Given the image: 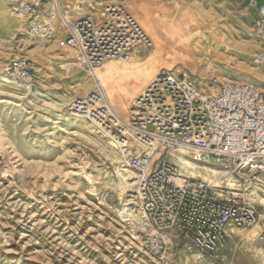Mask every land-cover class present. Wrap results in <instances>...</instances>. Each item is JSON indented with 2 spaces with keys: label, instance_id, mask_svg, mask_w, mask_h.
Returning <instances> with one entry per match:
<instances>
[{
  "label": "rangeland",
  "instance_id": "1",
  "mask_svg": "<svg viewBox=\"0 0 264 264\" xmlns=\"http://www.w3.org/2000/svg\"><path fill=\"white\" fill-rule=\"evenodd\" d=\"M176 3L192 13L193 32L204 26L214 31L219 53L192 59L162 57L138 94L163 69L187 70L201 82L212 76L255 80L264 88V79L255 76L264 75V70L253 63L259 45L250 0H126L125 6L148 29L144 20L148 14L166 24ZM83 4L91 1L80 0L79 8ZM10 7L11 0H0V75L23 53L35 64L38 85L32 90L36 94H27L0 78V264H158L130 237L131 218L121 217L129 203L134 215L135 188L124 192L120 188L121 178L114 170L123 161L113 141L103 130L69 113L72 100L85 93L79 91L66 65L73 63L80 74L90 75L75 63L71 50L61 48L58 37L18 49L22 23ZM180 13L177 19L184 14ZM64 51L71 56H64ZM153 52L154 47L144 51L134 64L144 63ZM110 62L123 64L108 61L98 70ZM91 86V91L102 87L98 80H92ZM215 167L228 171L223 165ZM246 191L244 198L260 215L257 226L236 231L228 248L216 256L201 259L192 247L174 264H264V205L250 200Z\"/></svg>",
  "mask_w": 264,
  "mask_h": 264
},
{
  "label": "built area",
  "instance_id": "2",
  "mask_svg": "<svg viewBox=\"0 0 264 264\" xmlns=\"http://www.w3.org/2000/svg\"><path fill=\"white\" fill-rule=\"evenodd\" d=\"M90 1V12L75 17L62 0H11L12 15L24 24L18 49L35 41L53 42L59 28L75 63L95 77L104 63H130L136 54L154 47L126 0ZM253 34L259 45L253 63L264 69V6L258 7ZM1 76L20 92L38 84L35 64L23 53ZM69 113L106 131L133 174L129 234L158 264H174L192 247L201 259L216 256L228 248L236 231L257 226L260 215L244 197L248 178H264L261 82L218 76L201 82L187 70L163 69L133 99L126 118L102 87L74 98ZM181 151L193 162L223 165L244 183L229 190L182 175L171 161Z\"/></svg>",
  "mask_w": 264,
  "mask_h": 264
},
{
  "label": "bare ground",
  "instance_id": "3",
  "mask_svg": "<svg viewBox=\"0 0 264 264\" xmlns=\"http://www.w3.org/2000/svg\"><path fill=\"white\" fill-rule=\"evenodd\" d=\"M129 11L132 12L131 10ZM181 11H183L184 14L182 16L180 15V19H177ZM191 14L192 13L188 9L184 12L181 3L175 4L174 12L166 24H162L155 20L152 13L148 14L144 20L148 24L149 30L143 28L153 41L154 52L151 58L146 59V61L139 66L138 64H134L138 62L136 59L140 58L138 57L139 54H136L132 61L133 63H107L96 71L95 77L91 78L90 76L86 77L80 74L76 68L73 67L75 64L69 63L66 65V68L70 71V77L76 78L73 82H78L79 91L85 93V95L92 90V80H98L105 89L111 104L114 105L115 109L117 108L116 110H118L120 115L126 116V107L130 105L137 96L143 85H145L156 73L157 66L161 62L162 57L171 58V56L168 57V55L172 54L179 58L192 59L194 56L213 57L219 53V38L214 34V31L208 32L205 26L200 27L194 32L191 30L189 19L192 16ZM64 53V56H71L68 51H64ZM62 58L64 57H60V59ZM255 76L259 81L264 79V75L261 72L256 73ZM0 78L1 82H4L1 75ZM4 84L8 85L5 82ZM27 94L36 93L31 90L27 92ZM103 132L107 134V136H110L105 131ZM186 156H188V153L181 151L180 155L173 154L171 157V161L178 166L182 175L214 183L218 181V187L229 190H235L237 187L239 179L230 171H224V169H219L215 167V165H212V167H205L204 164L193 162ZM114 173L118 178H121L120 188L123 192L133 185L134 176L126 169L123 162L116 163ZM245 186L249 190V199L264 205V195L262 194L264 193V178H248ZM129 206H132V204L129 203L123 206L121 213V217L127 221L133 217V214L130 213L128 209Z\"/></svg>",
  "mask_w": 264,
  "mask_h": 264
},
{
  "label": "crops",
  "instance_id": "4",
  "mask_svg": "<svg viewBox=\"0 0 264 264\" xmlns=\"http://www.w3.org/2000/svg\"><path fill=\"white\" fill-rule=\"evenodd\" d=\"M48 1H52V0H48ZM251 1V0H250ZM257 2H258V4L257 5H251L252 7H253V9L256 11V19L258 18V7L259 6H264V1L263 0H256ZM79 2H80V0H62V5L63 6H66V7H69V8H71V10H73V15L75 16V17H78V16H83V15H85V14H88L89 12H90V8L88 7V4H83V6L82 7H80V8H78L79 6H78V4H79ZM13 16V15H12ZM14 17V16H13ZM15 18V17H14ZM16 19V18H15ZM16 20H18V19H16ZM18 21H20V20H18ZM21 23H22V29H23V26H24V24H23V22L22 21H20ZM22 29H21V31H22ZM59 38V44H61V48L62 47H65L64 45H63V43H64V40H65V38H66V36H65V34L62 32V30L61 29H59L58 28V30H57V36H56V38ZM40 42H44V41H40ZM46 43V42H45ZM66 48V47H65ZM61 50H64V49H61ZM69 64V63H68ZM264 70V69H263ZM36 73H37V70H36ZM38 76V75H37ZM38 85V84H37ZM37 87V86H36ZM35 87V88H36ZM34 88V89H35Z\"/></svg>",
  "mask_w": 264,
  "mask_h": 264
}]
</instances>
